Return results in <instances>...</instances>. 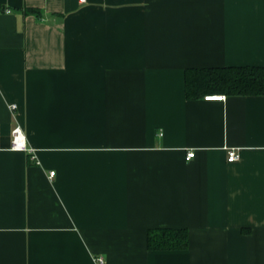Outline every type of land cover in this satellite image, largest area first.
<instances>
[{
  "label": "crops",
  "instance_id": "0c3cea01",
  "mask_svg": "<svg viewBox=\"0 0 264 264\" xmlns=\"http://www.w3.org/2000/svg\"><path fill=\"white\" fill-rule=\"evenodd\" d=\"M2 6L0 264H264V94L185 85L189 67L264 66V0ZM17 125L37 160L10 148ZM155 227L189 247L150 250Z\"/></svg>",
  "mask_w": 264,
  "mask_h": 264
},
{
  "label": "trees",
  "instance_id": "16d2710c",
  "mask_svg": "<svg viewBox=\"0 0 264 264\" xmlns=\"http://www.w3.org/2000/svg\"><path fill=\"white\" fill-rule=\"evenodd\" d=\"M0 9L5 10L2 6ZM25 14L42 15L36 7H25ZM186 96L196 99L206 94L263 95L264 66L227 65L189 67L185 71ZM190 237L186 227H155L147 231L150 250H176L189 247Z\"/></svg>",
  "mask_w": 264,
  "mask_h": 264
},
{
  "label": "built area",
  "instance_id": "2783aa9c",
  "mask_svg": "<svg viewBox=\"0 0 264 264\" xmlns=\"http://www.w3.org/2000/svg\"><path fill=\"white\" fill-rule=\"evenodd\" d=\"M80 1H84V0H80ZM223 98H224L223 95L206 96V99H210V100H212V99L221 100ZM11 107L16 108V105L13 104ZM10 148L12 150L28 152L29 154H31L32 159L37 160L35 149L28 145L26 133L20 125H17L12 129V139H11ZM194 156H195L194 150L188 151L187 159H190ZM239 156L240 155H239L236 148H230L228 150V161L229 162L236 161L239 158ZM54 174H55V171H51L50 177H53ZM95 259L99 264H104V262H105V259L103 256H97Z\"/></svg>",
  "mask_w": 264,
  "mask_h": 264
}]
</instances>
